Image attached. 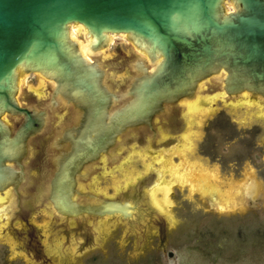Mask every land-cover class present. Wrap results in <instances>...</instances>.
<instances>
[{"label": "water", "instance_id": "95a60500", "mask_svg": "<svg viewBox=\"0 0 264 264\" xmlns=\"http://www.w3.org/2000/svg\"><path fill=\"white\" fill-rule=\"evenodd\" d=\"M72 25L84 29L86 46L71 38ZM111 35L125 36L138 56L95 58ZM29 75L51 87L46 103L19 101ZM216 101L264 113V0H0V232L31 262L66 263L118 222L142 235L171 221L152 190ZM60 103L70 115L50 151L48 189L26 212L32 145ZM134 155L151 159L145 177L116 197L92 191L97 174Z\"/></svg>", "mask_w": 264, "mask_h": 264}, {"label": "rangeland", "instance_id": "374dc122", "mask_svg": "<svg viewBox=\"0 0 264 264\" xmlns=\"http://www.w3.org/2000/svg\"><path fill=\"white\" fill-rule=\"evenodd\" d=\"M227 9L231 10V6ZM71 35L76 39L81 37L79 40L83 43L84 36L77 28L72 27ZM114 37L104 56L100 55L101 61L138 56L125 37ZM23 79L19 93L21 104L48 101L51 87H46L35 75ZM31 91L39 98L34 99ZM205 110L200 112V124H195V149L187 161L218 172V178L231 182L230 185L201 182L203 185L198 189L201 194H208V203L199 195L190 194L187 187H170L165 196L159 194L157 199L171 214V221L153 224L142 235H135L129 225L118 222L98 246L74 259L66 263L37 264H264V113L242 112L222 101L212 103ZM69 115L67 107L51 112L47 133L32 145L33 155L28 161L31 180L22 192L26 212L39 207L40 194L46 193L52 173L50 151L56 132ZM139 158L135 159V155L124 158L97 174L90 183L92 191L105 198L116 197L126 189L115 192L117 179L122 180L132 170L130 162L136 160L141 176L146 173ZM249 177L257 182L252 187L253 191L257 190L258 199L253 208L241 204L232 206L231 213H218L208 206L220 201L216 208L221 209L244 201L239 197H248L252 191L245 182ZM206 178L209 179L207 175ZM200 180L205 181V176ZM0 264L36 263L18 253L3 231L0 232Z\"/></svg>", "mask_w": 264, "mask_h": 264}, {"label": "flooded vegetation", "instance_id": "af4514ba", "mask_svg": "<svg viewBox=\"0 0 264 264\" xmlns=\"http://www.w3.org/2000/svg\"><path fill=\"white\" fill-rule=\"evenodd\" d=\"M77 30L81 33V34H83V36L85 35V31H83V29H81V28H77ZM81 38V37H80ZM80 38H78L77 40L80 42ZM114 38L115 37H112V41H111V43L112 42H114ZM87 43V42H86ZM80 44H82V42H80ZM104 54H105V52L104 51H102L101 52V55H103L104 56ZM39 78V77H38ZM24 80L25 79H23L22 80V83H21V88H20V91H21V89H22V87H23V85H24ZM40 81H41V83L42 84H46V87H47V83L43 80V79H40ZM39 90V89H38ZM45 91V90H44ZM32 92V91H31ZM32 93H34L37 97L36 98H39L38 97V94L37 93H35V92H32ZM49 97H50V95H49ZM62 106L61 107H65V106H63L64 104H62V103H60ZM205 111H207V110H205ZM54 113V112H53ZM51 115V114H50ZM68 115V114H67ZM196 123L197 124H200V113L198 114V117H197V120H196ZM195 123V124H196ZM151 133V132H150ZM151 135H152V133H151ZM195 138H196V133L195 132H193V142H192V144L190 145V147H189V149H188V151H187V153L185 154V156L182 158V160L180 161V163L178 164V166L176 167V169L173 171V173L171 174V176L169 177V179L167 180V182H170L171 184L170 185H168L167 187L165 186H161L160 184H158V185H155L154 186V188H153V191H154V194H153V198L156 200V201H158V197L160 196V195H164L165 193L164 192H166V191H168V190H170V187H172V188H175L177 185H179V186H182V187H187L188 188V190H189V192H190V194H197V195H199L200 197H201V191L198 189V187L199 186H201V185H203V184H205V185H207V183L208 184H210V183H217V184H224V185H226V184H228V185H230V183L231 182H228V181H222V180H220L219 178H218V172H215V171H210L209 170V168H206V167H204L203 165H201V164H199V163H196V162H193V163H190L189 161H187V158H188V156H189V154H193V152H194V149H195V146H194V140H195ZM173 141L171 140V141H168V142H164V143H161V145H163L162 147H164V146H166V148H167V146H169V145H171V143H172ZM160 145V144H159ZM158 145V146H159ZM157 147V145H155L154 146V149H157L156 148ZM140 159L139 161H141L142 163H143V171L144 172H146V173H143L144 175L143 176H145V175H147L149 172H150V170H151V167H152V165H153V163H152V161H151V159L150 158H148L147 156H145V155H135V159L137 158V157ZM186 158V159H185ZM118 163V162H117ZM137 162H136V160H134L133 162H130V164L132 165H130L131 167L130 168H132V170H129V171H127V173L125 174V175H123V178H122V180H120V179H117V181H116V189H115V192H119V191H122V189L123 188H127L128 186H130L132 183H134V182H136V181H138L139 179H141V177H143V176H141V173L140 172H142V171H140L139 169H140V167L138 166V164H136ZM116 164V163H115ZM91 167H93V165H90ZM89 166V167H90ZM50 167H54V165H52V166H50ZM137 167L139 168V169H137ZM96 171V169L93 171V172H95ZM140 171V172H139ZM251 171H252V173H253V170L251 169ZM140 173V174H139ZM213 177V175H217V178L215 177V178H212V179H210L211 178V176ZM206 175L208 176V178L209 179H207L206 178ZM35 175H33V177H34ZM50 176H52V173L50 174ZM205 176V181L204 180H200V178H202V177H204ZM250 178V177H249ZM50 179H51V177H50ZM95 179H97V178H95ZM176 179V180H175ZM252 179V178H251ZM174 180V181H173ZM254 180V179H253ZM173 181V182H172ZM95 182H97V181H95ZM95 182H93V183H95ZM203 184H202V183ZM205 182V183H204ZM48 183H49V181L47 182V187H45L46 188V192H47V189H48ZM257 184V182L255 181V185ZM204 185V186H205ZM117 187H119V188H117ZM254 188V185L253 186H251L250 187V189H252V191L251 192H249L248 194H249V196H252V195H254V191H253V188ZM256 189V188H255ZM105 192V191H104ZM256 192H257V190H256ZM256 192H255V197H253V199H250V200H248V199H244L245 200V202H243V201H240V202H238L240 205L241 204H246V205H249V206H251L252 208L255 206V204L258 202V199H256L257 198V194H256ZM105 194V193H104ZM160 194V195H159ZM172 194V193H171ZM163 195H162V197H163ZM203 195V197H209L208 196V194H202ZM165 196V195H164ZM171 196V195H170ZM202 197V198H203ZM23 198V197H22ZM170 198V197H169ZM242 199V198H241ZM240 199V200H241ZM208 200H209V198L208 199H206V202H208ZM243 200V199H242ZM221 204V202L219 201H217L216 203H214V206L215 207H217V205H220ZM232 203H230V207H228V208H226L225 210H223L224 212L225 211H230V210H233L234 208L233 207H235V204L236 203H234L233 205H231ZM209 206V205H208ZM233 206V207H232ZM227 207V206H226ZM237 207V206H236ZM235 207V208H236ZM221 210H222V208H221Z\"/></svg>", "mask_w": 264, "mask_h": 264}, {"label": "bare ground", "instance_id": "6f19581e", "mask_svg": "<svg viewBox=\"0 0 264 264\" xmlns=\"http://www.w3.org/2000/svg\"><path fill=\"white\" fill-rule=\"evenodd\" d=\"M72 27H75V28H81V29H83L81 26H75V25H72L71 26V29H72ZM71 29H70V35H71ZM83 31H84V29H83ZM81 35H83V34H81ZM112 37H114V35H111L110 36V43H111V41H112ZM123 37H125V36H123ZM71 38L73 39V40H75V41H77L78 43H79V47H84V46H86L87 44H88V41L87 40H84L83 41V43L82 44H80V42L76 39V38H73L72 37V35H71ZM126 38V37H125ZM87 42V43H86ZM94 55V54H93ZM100 55H101V52L99 53V54H97V55H94L95 56V58H97L98 59V57H100ZM144 57V56H143ZM145 58V57H144ZM99 60V59H98ZM39 79H43V78H39ZM22 80L23 79H20V81H19V93H20V88H21V83H22ZM44 80V79H43ZM45 82H46V80H44ZM47 83V82H46ZM18 99H19V95H18ZM211 176V175H210ZM216 176L215 175H213V177L211 176V178L210 179H212V178H215ZM176 180V179H175ZM174 181V180H173ZM172 181V182H173ZM245 182H247V183H249L248 185L251 187V186H253L254 184H255V180H253V179H251V178H246L245 179ZM244 182V183H245ZM171 183L170 182H167V181H165V182H163V183H160V185L161 186H168V185H170ZM232 188V187H231ZM233 189V188H232ZM152 192H153V194H154V191L152 190ZM255 192H256V190L254 191V195H252V196H248V197H239V199H248V200H250V199H253V197H255L256 195H255ZM203 197V195L201 194V198ZM209 198V197H208ZM207 197H203V199H208ZM154 199V198H153ZM243 199V200H244ZM243 202H245V200L243 201ZM237 205H240L239 203H236L235 204V207L237 206ZM228 207H230V205L229 206H225V207H222V210L221 209H218V211H222V212H224L223 210H225L226 208H228ZM216 208V207H215ZM228 212H231V210L230 211H228Z\"/></svg>", "mask_w": 264, "mask_h": 264}]
</instances>
